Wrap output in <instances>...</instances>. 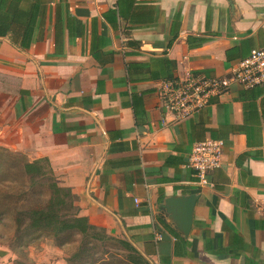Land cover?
Instances as JSON below:
<instances>
[{
  "label": "crops",
  "instance_id": "0c3cea01",
  "mask_svg": "<svg viewBox=\"0 0 264 264\" xmlns=\"http://www.w3.org/2000/svg\"><path fill=\"white\" fill-rule=\"evenodd\" d=\"M37 4L28 49L0 37V147L47 159L78 214L147 264H264V83L232 84L185 119L158 95L166 81L225 77L264 47V0ZM206 138L224 147L200 185L188 155ZM191 194L181 236L160 209ZM0 264H12L2 248Z\"/></svg>",
  "mask_w": 264,
  "mask_h": 264
},
{
  "label": "rangeland",
  "instance_id": "374dc122",
  "mask_svg": "<svg viewBox=\"0 0 264 264\" xmlns=\"http://www.w3.org/2000/svg\"><path fill=\"white\" fill-rule=\"evenodd\" d=\"M21 154L0 147V248L12 264H126L115 240L28 230L27 212L46 203L47 178L30 182L21 172ZM103 234L99 229L93 232Z\"/></svg>",
  "mask_w": 264,
  "mask_h": 264
},
{
  "label": "trees",
  "instance_id": "16d2710c",
  "mask_svg": "<svg viewBox=\"0 0 264 264\" xmlns=\"http://www.w3.org/2000/svg\"><path fill=\"white\" fill-rule=\"evenodd\" d=\"M22 1L0 0V37L7 38L16 49L26 50L32 41L37 18L41 17L43 12L37 0H33L25 8L21 6ZM20 167L22 174L34 184L38 179H48L46 203L27 212L28 230L49 231L54 236L69 233L95 240L112 239L131 252L126 257L127 262L147 264L128 243L107 236L102 229L100 230L103 234L100 236L93 233L99 228L90 225L86 217L78 214L74 196L68 188L60 187L56 183L47 159L31 162L24 160Z\"/></svg>",
  "mask_w": 264,
  "mask_h": 264
},
{
  "label": "built area",
  "instance_id": "2783aa9c",
  "mask_svg": "<svg viewBox=\"0 0 264 264\" xmlns=\"http://www.w3.org/2000/svg\"><path fill=\"white\" fill-rule=\"evenodd\" d=\"M262 83L264 47L250 50L225 77L209 78L194 74L184 79L166 81L159 88L158 95L165 111L176 119H185L207 106L213 96L226 92L232 84L250 88ZM223 147L222 140L212 138H206L191 147L188 166L194 171L200 185H206L207 175L220 168Z\"/></svg>",
  "mask_w": 264,
  "mask_h": 264
},
{
  "label": "water",
  "instance_id": "95a60500",
  "mask_svg": "<svg viewBox=\"0 0 264 264\" xmlns=\"http://www.w3.org/2000/svg\"><path fill=\"white\" fill-rule=\"evenodd\" d=\"M197 200L196 195L170 196L164 199L160 212L172 224L181 236H187L192 223V210Z\"/></svg>",
  "mask_w": 264,
  "mask_h": 264
}]
</instances>
